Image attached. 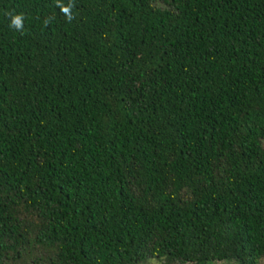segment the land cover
Returning <instances> with one entry per match:
<instances>
[{"label":"trees","instance_id":"obj_1","mask_svg":"<svg viewBox=\"0 0 264 264\" xmlns=\"http://www.w3.org/2000/svg\"><path fill=\"white\" fill-rule=\"evenodd\" d=\"M70 2L0 0V264H264V0Z\"/></svg>","mask_w":264,"mask_h":264},{"label":"rangeland","instance_id":"obj_2","mask_svg":"<svg viewBox=\"0 0 264 264\" xmlns=\"http://www.w3.org/2000/svg\"><path fill=\"white\" fill-rule=\"evenodd\" d=\"M211 229V225L201 218L189 219L179 229L164 225L152 227L154 244L166 250V254L160 258L148 259L143 264H181L185 255L191 254L187 246H204L213 239Z\"/></svg>","mask_w":264,"mask_h":264},{"label":"clouds","instance_id":"obj_3","mask_svg":"<svg viewBox=\"0 0 264 264\" xmlns=\"http://www.w3.org/2000/svg\"><path fill=\"white\" fill-rule=\"evenodd\" d=\"M57 6L60 7L61 12L65 15L69 22L74 18L71 13L72 4L65 6L64 4L60 3V0H57ZM10 16V27H14L16 30L22 31L23 30V16L21 14H12L8 13Z\"/></svg>","mask_w":264,"mask_h":264}]
</instances>
